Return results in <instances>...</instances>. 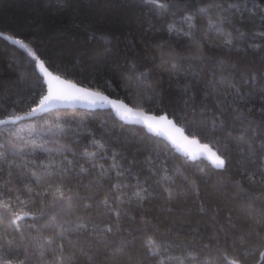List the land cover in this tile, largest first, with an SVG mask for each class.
Here are the masks:
<instances>
[{"label": "trees", "instance_id": "1", "mask_svg": "<svg viewBox=\"0 0 264 264\" xmlns=\"http://www.w3.org/2000/svg\"><path fill=\"white\" fill-rule=\"evenodd\" d=\"M161 2L166 11L144 0H0V119L22 117L18 122H31V133L13 141L19 148L26 141L43 143L36 133L47 127L60 124L66 129L59 139L46 137V147L55 150L49 155L14 152L5 126H0V144L6 145L0 147V193L12 198L15 211L39 217L49 205L47 200L35 202L33 192L51 181L38 166L50 165L55 175L63 161L73 169L65 175V192L82 198L73 201L71 213L66 206L57 207L45 218L21 222V232L13 231L12 213L5 216L0 205V257L12 264H59L63 243L64 264L69 258L90 264L89 257L91 264H156L145 247L154 240L172 257L170 264H218L225 248L243 257L242 264H258L264 243L254 237L264 234L258 225L264 214V184L253 174L264 166V111H260L264 109V37L259 35L264 32V0ZM200 7L210 8L207 17L197 13ZM191 14H196L197 37L207 35L209 40L198 39L194 45L193 50L203 51L202 59L180 58L189 55L180 30H189L185 17ZM216 28L230 32L236 47L225 48ZM6 37L25 42L51 70L68 79L136 107L167 112L191 135L216 150L224 149L226 167L214 169L207 160H191L108 108L57 109L28 116L46 85L37 61ZM151 53H156L155 60L146 59ZM164 53L169 54L167 65L160 63ZM242 134L246 143L238 142ZM85 150L97 153L95 169L80 156ZM113 163L121 166L119 178L111 170ZM81 167L89 171L81 172ZM33 171L40 178L39 186L30 183ZM165 175L171 179L165 181ZM117 183L128 187L113 193L112 185ZM139 187L148 188L153 196L142 208L135 200L127 203ZM169 191L175 194L172 200ZM113 195L122 196L125 203L113 201ZM106 198L109 207L103 204ZM118 210H122L119 221L114 215ZM64 221L84 222L88 227L61 241L56 232ZM108 227L112 233L102 231Z\"/></svg>", "mask_w": 264, "mask_h": 264}, {"label": "snow or ice", "instance_id": "2", "mask_svg": "<svg viewBox=\"0 0 264 264\" xmlns=\"http://www.w3.org/2000/svg\"><path fill=\"white\" fill-rule=\"evenodd\" d=\"M145 3L151 4L154 9L159 10H167V5L161 0H144ZM210 8L208 7H200L197 9V13L207 17L209 15ZM195 15L191 14L185 17V20L188 22V31H184V29H181V35L186 38V44L189 48V55L184 56L183 54H180V58L183 59H202L204 57L203 51H195L194 45L196 44L197 40H202L203 43H208V36L205 35L203 37H197L196 34V28L197 25L195 23ZM208 27L210 29L214 28L212 21H208ZM217 33H220L223 35V46L227 48L228 50H232L236 47V44L234 43V38L232 37V34L229 33H222L221 29L216 28L215 29ZM169 31H174V29L170 28ZM3 33H0V36H2ZM261 37H264V32L259 33ZM243 36V34H241ZM7 39H10L13 44L19 45L20 47L24 48L29 55L37 61L38 67L40 71L43 73L44 83L46 84V94H44L41 98H39V103L36 107H33L31 111L28 113V116H32L33 114L39 112V113H45L50 111L51 109L56 108L57 106H60L62 104H73V103H87L90 107H96V106H111L114 108L117 113L120 115L121 119L128 121V120H134L140 124H142L150 133H153L154 135L163 138L168 143H170L177 151H181L183 155L187 156L191 160H208L211 164V167L214 169H224L226 167V158L223 156L224 149H217L216 151H213L208 144L202 145L199 150L197 151H190L186 145H199L200 141L195 136H192L191 138L189 135L185 134V128L177 126V123L175 119H170L169 114L167 112H164L162 114H148L144 111H141L139 113H134L133 108L129 107L126 104H117L116 101L110 100L107 96L102 95L99 92H93L83 87H78L76 83H73L70 80L63 79L60 75H54L51 71L48 70L45 63L39 59V57L36 55L34 51H32L27 44H25L20 39H12L11 37H6ZM158 48H163V45H158ZM147 51V48L145 49ZM168 53H164L160 55V63L163 65L168 64ZM146 59L149 60H155L156 59V53L149 54ZM221 64L224 62L221 61ZM141 76H143V73H141ZM137 83H140V77H136ZM243 98V97H241ZM123 109V111H121ZM238 110V109H236ZM251 111V109H249ZM264 111V109L260 110ZM131 114V115H130ZM241 118L243 117V112L240 114ZM23 119L22 117H10L8 119H0V126H5V131L8 133V145H10L11 149L14 152L18 153H24L27 152V154H34L37 152H44L49 155H52L55 150L46 147L48 140L46 137L49 135L56 137L59 139L62 134L65 132V127L60 124H55L50 127H47V130L43 133H36L40 137L41 140H43V143H37L36 140L26 141L23 148L17 147V145L13 142L16 138H18L17 133L12 128H7L6 126L16 125L19 120ZM216 119H219L218 117ZM216 119L213 120L211 125V130L214 132L217 128ZM222 127V124H221ZM238 139V142L246 143L244 140V135L242 134ZM5 144H0V147H5ZM98 147H103V145H98ZM226 148V145H225ZM261 149L264 150V144L261 145ZM70 151V149L65 150ZM210 153V155L208 154ZM75 156L76 154L73 153ZM82 158H86L90 162V167L92 169H95L97 167L95 163V158L97 156L96 152H88L85 150L80 154ZM148 162L151 163V157L148 158ZM61 170L59 173H56L55 175L49 170L50 165H39L38 167L44 168L46 171V174L50 178V183L44 187V189L37 190L33 192V200L35 202H41V201H48V210L41 209L39 213V217L33 215L29 211H15L13 204H12V198L11 197H3V193H0V197H3L0 199V205H2L4 209V215L6 216L8 213H12L13 218L11 219L10 223L12 226L13 231L15 232H21V222L25 220H32L36 221L37 219L45 218L48 216V212L55 210L57 207L64 208L67 207L68 211L71 213L74 211L73 208V201L82 199L79 194L77 193L75 196H69L65 192V188L67 187L65 175L69 172H73V169L64 165V162L61 161ZM72 161H68V165H71ZM101 167V174L106 175V172L103 170V166ZM121 166L113 163L111 166V170L116 172L117 178L123 175V172L120 171ZM81 172H88L89 169H86L84 167H81ZM166 173V169L164 170ZM11 176V173L8 174ZM254 176H258L261 183L264 184V166L257 169V172L253 174ZM165 181L170 180L171 178L165 175L163 177ZM249 180H252L254 183L255 180H253L252 177H248ZM30 183L35 186H39L40 184V178L37 177L35 171L31 172V175L29 177ZM184 180L187 181V177H184ZM128 185L126 184H114L112 185V191L113 193H118L122 188H126ZM192 187L194 190L197 191L198 189L195 188V182H192ZM236 187H240L239 183H236ZM55 188V192H51L50 189ZM70 190V189H69ZM167 191V189H165ZM49 197H51L49 199ZM175 194L173 192H168V199L172 200L174 199ZM153 198L152 193L149 191L148 188L145 187H139L138 190L134 191L131 196L128 198L127 203L131 204L133 200L136 202L137 207H143L145 201H150ZM113 201H118L119 203H125V200L122 196L119 195H113L111 197ZM16 200L21 204L24 205L25 201L20 200L19 197L16 198ZM103 204L105 207H109V198H106L103 201ZM87 208L88 206L85 205ZM203 211V209H201ZM114 215L117 218V221H119L122 210H118L114 212ZM50 222H53L56 219L55 216H52L49 218ZM134 219V218H133ZM145 225L147 226L149 224L148 221H144ZM67 225V226H65ZM259 227L264 230V214H261L260 220L258 221ZM28 227H34L33 224L27 225ZM47 226V225H45ZM88 225L84 222H76L75 224H72L68 221L62 222L56 232V236L59 238V240L63 241L67 238V236L72 235L76 233L79 230H86ZM95 227V226H94ZM107 233H112V227H108L105 230ZM95 235V233H92ZM258 241L261 243H264V234H261L258 232L255 237ZM51 239L48 240V243H51ZM61 255L58 258L59 264H64L65 257L63 255L65 251V246L63 243L59 245ZM68 247L71 248L72 244L71 241H69ZM145 247L147 248V254L150 257H153L156 259V264H170L172 257L166 256V248L163 247V245H158L156 241L154 240H148L145 243ZM92 258L89 257V261L91 264ZM243 257H241L239 254L231 255L227 248H225L223 251L220 252L219 261L218 264H242ZM0 264H12L11 260L0 257ZM68 264H76L75 260L72 258L68 259ZM182 264V262H181ZM258 264H264V251H261L259 253V261Z\"/></svg>", "mask_w": 264, "mask_h": 264}, {"label": "water", "instance_id": "3", "mask_svg": "<svg viewBox=\"0 0 264 264\" xmlns=\"http://www.w3.org/2000/svg\"><path fill=\"white\" fill-rule=\"evenodd\" d=\"M45 65H46V64H45ZM46 67H47L48 70L51 71L54 75H60L63 79H67V80L72 81L73 83H76L78 87H83V88H86V89H88V90H90V91H93V92H99V93H101L102 95L107 96L110 100H114V101H116L117 104H121V103H122V104H126V105H128L129 107L133 108L134 113H139V112H141V111H144V112H146V113H148V114H158V113H155V112H152V111H148V110H146V109H144V108H141V107H136V106H134V105L128 103L126 100H124V99H122V98H118V97L112 96V95H110L109 93H107V92H105V91L97 90V89L91 88V87H89V86H86V85H84V84L78 83V82H76V81H74V80L68 79V78L64 77L63 75L54 72V71L51 70L47 65H46ZM39 72H40L41 76L43 77V73L40 71V69H39ZM43 78H44V77H43ZM44 79H45V78H44ZM45 85H46V84H45ZM46 88H47V86H46ZM45 94H46V92H45ZM72 108H80V109H86V110H96V109H105V108H108V109H111V110L114 112V114L116 115L117 118H119L120 120H123V119H121V117H120V115L117 113V111H116L114 108H112L111 106H108V105H105V106L90 107L87 103L62 104V105H60V106H57V107L54 108V109H51V110L48 111V112H51V111H53V110H57V109H72ZM121 111H123V109H121ZM48 112H45V113H48ZM42 114H44V113H42ZM130 115H131V114H130ZM169 118H170V119H175L174 117H171V116H169ZM123 121H125V120H123ZM175 121H176V123H177V126H179V127H183L180 123H178V121H177L176 119H175ZM125 122L128 123V124H135V125H139V126L144 127L142 124H140V123H138V122H136V121H134V120H128V121H125ZM144 128H145V127H144ZM184 128H185V127H184ZM145 129H146V128H145ZM146 130H147V129H146ZM147 131H148V130H147ZM148 132H149V131H148ZM151 134H153V133H151ZM185 134H186V135H189L190 138L193 136V135H191L190 133H188V131H187L186 129H185ZM196 138H198V137H196ZM198 139H199V138H198ZM199 141H200V144H199V145H186V147H188L190 151H197V150H199V148H200L202 145H204V144H208V143H204V142H202L200 139H199ZM167 143H168V142H167ZM169 145H170L171 147H173L170 143H169ZM208 145H209V147H210L213 151H216V149H215L214 147H212L210 144H208ZM173 148H174V147H173ZM174 149H175V148H174ZM175 150H176V149H175ZM176 151H177V150H176ZM177 152H178L179 154L183 155L181 151H177ZM208 154L210 155V153H208ZM183 156H185V155H183ZM207 161H208V160H207Z\"/></svg>", "mask_w": 264, "mask_h": 264}, {"label": "rangeland", "instance_id": "4", "mask_svg": "<svg viewBox=\"0 0 264 264\" xmlns=\"http://www.w3.org/2000/svg\"><path fill=\"white\" fill-rule=\"evenodd\" d=\"M25 43V42H24ZM26 44V43H25ZM7 128H12L19 136H24L25 133L32 131L31 122L24 121V122H17L16 125H8Z\"/></svg>", "mask_w": 264, "mask_h": 264}]
</instances>
